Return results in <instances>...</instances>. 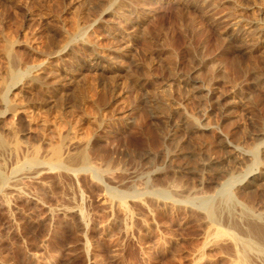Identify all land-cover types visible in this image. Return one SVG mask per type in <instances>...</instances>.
Masks as SVG:
<instances>
[{"label":"rangeland","instance_id":"rangeland-1","mask_svg":"<svg viewBox=\"0 0 264 264\" xmlns=\"http://www.w3.org/2000/svg\"><path fill=\"white\" fill-rule=\"evenodd\" d=\"M10 67L0 264H264V0H0Z\"/></svg>","mask_w":264,"mask_h":264},{"label":"bare ground","instance_id":"bare-ground-1","mask_svg":"<svg viewBox=\"0 0 264 264\" xmlns=\"http://www.w3.org/2000/svg\"><path fill=\"white\" fill-rule=\"evenodd\" d=\"M9 41V40H8ZM7 41V42H8ZM11 41V40H10ZM8 48H7V50H5L7 53L6 54H10V53H8V51L9 50H11V48H12V41L11 42H9V44H8V46H7ZM61 53V52H60ZM67 52L64 50V52H63V54L62 55H65ZM61 55V54H60ZM101 57V56H100ZM39 67H41L42 68V66H39L38 65V68ZM38 71V70H37ZM29 72V71H28ZM28 72L25 70V72H22V71H19V70H16V69H14V68H11L10 67V69H9V75H8V78L7 79H5V80H2L1 82H0V84L5 88V90L6 89H8V91L7 92H9V93H11V91L13 90V89H19V90H22L21 88H20V86H21V84H22V82H23V79L25 78V76L28 74ZM35 72V71H34ZM34 75V74H33ZM36 76H34V77H27L28 78V80H29V82L31 83H33L34 81H35V78ZM37 79V78H36ZM38 80V79H37ZM36 82V81H35ZM34 82V83H35ZM29 83V84H30ZM58 83V82H57ZM36 84V83H35ZM55 84V83H54ZM60 84V83H59ZM58 84V85H59ZM31 85V84H30ZM52 85V84H51ZM56 85V84H55ZM61 85V84H60ZM65 85V84H64ZM54 86V85H53ZM62 86H63V84H62ZM68 86V85H67ZM23 87V86H22ZM41 87H42V85H41ZM59 87V86H58ZM46 88V87H45ZM62 88V87H61ZM58 89V88H57ZM10 90V91H9ZM55 90V89H54ZM68 90V89H67ZM70 90V89H69ZM64 92V91H63ZM8 93V94H9ZM8 94H3L2 96H0V98L3 100V101H5L6 103H7V96H8ZM22 94V93H21ZM11 102L13 103V101H10L8 104H11ZM11 105H13V104H11ZM14 106V105H13ZM12 106V107H13ZM18 105H16V108H18L17 107ZM22 107V106H21ZM20 107V108H21ZM14 108H15V106H14ZM24 108H25V106H24ZM23 109V108H22ZM18 110V109H17ZM16 112V111H15ZM15 112H13V114L11 115V116H13V117H15L16 116V113ZM18 112H21L20 110L18 111ZM22 114H24V115H26L27 116V118L28 119H30L31 120V118L32 117H30V114L29 113H27L26 112V110L25 111H22L21 112ZM18 114V113H17ZM29 121V120H28ZM30 122H32V121H30ZM10 124V128L12 129H14V127H13V125H12V123L10 122L9 123ZM30 124V123H29ZM9 128V127H8ZM1 129V128H0ZM3 129V128H2ZM7 130V129H6ZM9 131H10V129H9ZM14 130H12V132H13ZM11 131H10V133H12ZM14 133V132H13ZM12 133V136L11 137H14L15 136V134H13ZM14 135V136H13ZM14 138H18V137H14ZM12 139V138H11ZM6 137H4L3 136V133L0 131V153L1 152H3V150L5 149V145H6ZM13 141L15 142V143H13V145H14V148H17L18 147V144H19V142H18V139H13ZM62 143V142H61ZM18 149V148H17ZM64 146H63V143L62 144H60V145H57L53 150H52V153H51V156H50V158H49V160H47L46 162L47 163H50V165L52 166V168L55 170V169H57V170H59V171H62V172H68V171H71V167L73 166V162H74V160L72 159L73 157H71L69 154H65V153H63L64 152ZM35 151V152H34ZM33 151V153L34 154H32L31 156H29V158L27 159V161H26V164H27V166H36V165H38V163H39V159H38V157H37V153H36V149ZM252 151V150H251ZM255 150H254V148H253V152H254ZM36 153V154H35ZM84 153V152H83ZM254 154V153H253ZM256 155V154H255ZM254 155V156H255ZM85 156V155H84ZM80 157V160H77L76 159V161H80L79 163L83 166H81L82 168H84V167H86V165L88 164V159H87V157H83L82 156V154H81V156H79ZM78 158V157H77ZM79 159V158H78ZM26 164L24 165V166H26ZM76 164H77V162H76ZM89 165V164H88ZM79 166V165H78ZM79 166V167H80ZM75 167V166H74ZM51 171H53V170H51ZM75 172H76V170H75ZM34 177H36V176H34ZM6 177H4L3 176V174L1 173V170H0V192H1V190L3 191V188H5V186H6V184H7V181H6V179H5ZM9 186H10V184H9ZM11 190V189H10ZM14 190V189H13ZM4 191H6V190H4ZM6 193V192H5ZM5 195V194H4ZM7 196V195H6ZM228 198V197H227ZM2 199H3V195H2ZM4 201V200H3ZM8 201V200H7ZM7 201H6V203H7ZM5 203V204H6ZM6 205H8V204H6ZM9 207V206H8ZM217 231H216V233H217V235L219 236V237H227L229 240H231V243H232V245H233V247H234V249L233 250H235V254L237 255V261H235V264H248V260L246 261V256L251 252L250 250V245H244L243 244V247H244V249H243V247H241L240 245V247H241V249H239V248H237L238 246H237V244H239L237 241H238V239H236L235 237H234V234L233 235H231V233L229 234L228 232H224L223 230H219V228L218 229H216ZM166 246V245H165ZM235 247H236V249H235ZM163 248V247H162ZM254 248V247H253ZM262 248V247H261ZM264 248V247H263ZM259 247H258V251H259ZM239 250H241V251H239ZM253 250V249H252ZM48 252H49V250H47ZM46 250H45V252H47ZM247 251H248V253H247ZM260 251H262L261 249H260ZM259 251V252H260ZM48 252H47V254H48ZM51 252V251H50ZM55 253V252H54ZM246 253H247V255H246ZM50 254V253H49ZM48 254V255H49ZM56 256V255H55ZM54 258V257H53ZM49 259V258H48ZM52 260V259H51ZM45 261V260H44ZM47 261V260H46ZM48 262V261H47ZM49 263H50V261H49ZM48 263V264H49ZM43 264V263H42ZM52 264V263H51Z\"/></svg>","mask_w":264,"mask_h":264}]
</instances>
